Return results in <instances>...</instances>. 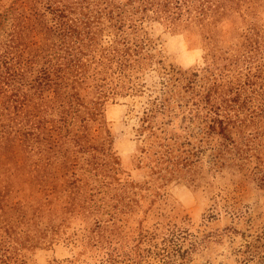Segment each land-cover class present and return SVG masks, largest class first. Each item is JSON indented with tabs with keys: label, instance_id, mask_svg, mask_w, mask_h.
Masks as SVG:
<instances>
[{
	"label": "rangeland",
	"instance_id": "374dc122",
	"mask_svg": "<svg viewBox=\"0 0 264 264\" xmlns=\"http://www.w3.org/2000/svg\"><path fill=\"white\" fill-rule=\"evenodd\" d=\"M143 28L138 38L161 63L125 80L129 90L111 82L122 92L109 95L104 116L89 127L116 155L99 149L102 172L71 142L44 154L18 146L3 159L9 208L0 238L8 248L0 249V264H134L123 256L140 233L137 264H264V2L226 15L211 42L196 24L175 32L149 19ZM97 29L100 48L112 36ZM178 71L199 72L196 90L214 94L220 111L239 110L233 143L210 129L211 102L186 91ZM95 81L80 92L92 95ZM167 98L163 117L151 119L157 132L139 131L145 111Z\"/></svg>",
	"mask_w": 264,
	"mask_h": 264
},
{
	"label": "trees",
	"instance_id": "16d2710c",
	"mask_svg": "<svg viewBox=\"0 0 264 264\" xmlns=\"http://www.w3.org/2000/svg\"><path fill=\"white\" fill-rule=\"evenodd\" d=\"M259 2L264 0H94V4L92 0H0V167L3 159L15 155L18 146L30 148L23 153L30 154L36 149L35 154H44V150L62 149L66 142H71L77 147L75 152L90 153L94 169L102 172L103 166L96 158L106 144L98 142L89 127L104 116L103 105L109 95L122 92L113 90L111 82L117 79L123 91L129 90L133 87L124 88L125 80L129 83L133 75L139 77L155 63H161V59L146 50L145 40L138 38L144 31V22L157 19L175 32L181 26L196 24L211 42L218 23L226 15L245 13ZM100 26L109 29L112 38L107 45L96 48ZM210 45L215 49V44ZM178 72L176 79H182L186 91L199 96L201 103L203 99L211 102L215 117L210 129L233 143L232 131L239 125L236 124L239 110L235 116L230 110L222 112L223 104L211 101L216 97L214 94L204 95L196 90L203 86L199 83V72ZM88 79L96 80L92 95L79 89ZM169 101L163 99L146 110L139 131L151 129L155 134L151 119L158 113L163 117L165 102ZM188 108L191 113L193 109ZM158 137L161 144L167 140L162 135ZM107 150L103 154L116 157L111 147ZM65 167L72 185L74 173H70L71 166L66 161ZM16 168H20L19 163ZM1 187L0 218L9 208L5 200L9 192L1 191ZM92 209L96 212L98 208ZM142 239L140 233L134 239L135 247L124 254L130 263L137 264L143 259L138 251ZM6 241L0 238V249L8 248ZM109 245L108 249H120ZM113 256L107 252L106 261L114 263Z\"/></svg>",
	"mask_w": 264,
	"mask_h": 264
}]
</instances>
